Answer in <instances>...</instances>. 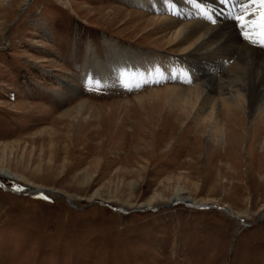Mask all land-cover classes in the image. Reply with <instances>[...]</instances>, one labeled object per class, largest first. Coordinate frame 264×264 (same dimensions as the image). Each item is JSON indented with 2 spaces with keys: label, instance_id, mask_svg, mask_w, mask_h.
Wrapping results in <instances>:
<instances>
[{
  "label": "rangeland",
  "instance_id": "1",
  "mask_svg": "<svg viewBox=\"0 0 264 264\" xmlns=\"http://www.w3.org/2000/svg\"><path fill=\"white\" fill-rule=\"evenodd\" d=\"M178 1L0 0V264H264L259 121L231 118L224 152L173 92L136 98L186 81L100 71L126 51L150 73L175 59L154 16L214 26Z\"/></svg>",
  "mask_w": 264,
  "mask_h": 264
},
{
  "label": "bare ground",
  "instance_id": "2",
  "mask_svg": "<svg viewBox=\"0 0 264 264\" xmlns=\"http://www.w3.org/2000/svg\"><path fill=\"white\" fill-rule=\"evenodd\" d=\"M133 1L140 7L156 6L159 3L158 0ZM208 1L205 0V2ZM180 3L182 2L167 0L163 6L166 8L164 12L174 11ZM188 10L190 11V9ZM188 10H185L186 14H188ZM179 15L180 13H178ZM184 15H180V17ZM189 15L191 16L188 14V17ZM198 16L200 14H196L194 18L198 19ZM185 19L188 20L176 21L165 16H154L153 19H149L154 25H164L165 31H172L173 35L168 41L174 42L178 51L172 62L164 60L165 62L160 66L155 65L159 67L156 73H150L153 68L143 64L139 55L137 63L134 61L135 59H129L130 54L124 58V55L129 51L122 54L123 61L119 64V68L121 67L122 70L116 72L117 77L113 75L115 72L113 68L103 67V70L100 71L109 81L111 76H113L111 78L113 81L121 79V85L124 86L138 85L144 80L150 79L157 82L158 80L155 81L157 78L166 81L174 77L177 83V80L186 81L180 86L179 84H173V86L167 84L164 89H150L147 93L136 98L140 99L144 95L157 94L162 91L173 92L175 99L182 101L186 106L182 107V109H187L185 118L188 116L190 119L192 118L196 122V126L205 130L206 139L221 144L225 152L226 144L231 142L228 125L231 123V118L239 111L245 114L248 122H251V126L253 123L255 124L254 120H257L264 127V47L258 46V50L239 42L234 28L228 21L210 26L202 23L201 20L187 17ZM103 43L108 53L115 51L116 46L111 42L103 41ZM143 55L148 56L144 53ZM222 59H227V66L219 64L214 67L212 65L214 61L219 62ZM170 64L171 69L169 70ZM201 72L206 73L201 74ZM0 175L6 176L1 172ZM185 200L187 201V199ZM185 200L176 195L169 203L186 202ZM145 206L147 207L149 204L146 203Z\"/></svg>",
  "mask_w": 264,
  "mask_h": 264
},
{
  "label": "snow or ice",
  "instance_id": "3",
  "mask_svg": "<svg viewBox=\"0 0 264 264\" xmlns=\"http://www.w3.org/2000/svg\"><path fill=\"white\" fill-rule=\"evenodd\" d=\"M192 2L200 11L202 18L208 22L215 25L223 15L226 20L231 21L234 29H238V35L244 41L264 47V0H219L220 5L227 9L226 12L204 8L198 0Z\"/></svg>",
  "mask_w": 264,
  "mask_h": 264
},
{
  "label": "water",
  "instance_id": "4",
  "mask_svg": "<svg viewBox=\"0 0 264 264\" xmlns=\"http://www.w3.org/2000/svg\"><path fill=\"white\" fill-rule=\"evenodd\" d=\"M30 1H31V0H30ZM0 184H1V183H0ZM10 191H15V192H17V191H19V190H16V189L13 190V189H11ZM228 214H229L230 216H232L230 213H228ZM263 215H264V213L261 214L260 217L263 216Z\"/></svg>",
  "mask_w": 264,
  "mask_h": 264
}]
</instances>
